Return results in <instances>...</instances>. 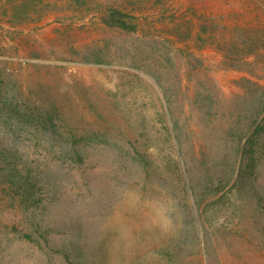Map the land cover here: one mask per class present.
<instances>
[{
    "label": "rangeland",
    "instance_id": "obj_1",
    "mask_svg": "<svg viewBox=\"0 0 264 264\" xmlns=\"http://www.w3.org/2000/svg\"><path fill=\"white\" fill-rule=\"evenodd\" d=\"M0 264H264V0H0Z\"/></svg>",
    "mask_w": 264,
    "mask_h": 264
},
{
    "label": "trees",
    "instance_id": "obj_2",
    "mask_svg": "<svg viewBox=\"0 0 264 264\" xmlns=\"http://www.w3.org/2000/svg\"><path fill=\"white\" fill-rule=\"evenodd\" d=\"M107 22L110 25L118 26L125 30L135 31L137 29L135 24L130 23L127 20L126 13H124L123 11L117 8H113L110 10L109 16L107 18Z\"/></svg>",
    "mask_w": 264,
    "mask_h": 264
}]
</instances>
